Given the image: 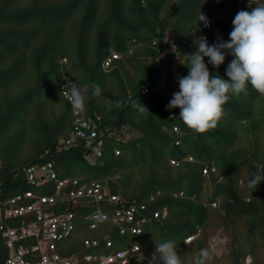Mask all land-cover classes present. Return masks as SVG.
<instances>
[{
  "label": "trees",
  "instance_id": "16d2710c",
  "mask_svg": "<svg viewBox=\"0 0 264 264\" xmlns=\"http://www.w3.org/2000/svg\"><path fill=\"white\" fill-rule=\"evenodd\" d=\"M260 3L264 0H0V133L23 127L33 112L26 127L37 137L27 143L32 151L20 165L4 163L0 198L27 190L52 194L54 183L32 188L24 175L29 165L49 161L57 180L106 185L119 200L102 205V212L133 201L145 205L131 224L138 223L139 234H120L109 218L89 230L86 216L95 208L78 210L77 233L65 241L66 255L90 253L80 249L81 240L107 237L112 247L106 253L137 244L151 249L144 263L155 264V244L173 239L184 264H193L202 248L211 254L206 264H243L247 256L251 264H264V180L254 191L247 186L251 173L264 169V93L249 85L248 95L232 97L224 105L228 115L205 133L186 127L179 108L167 107L179 91L178 78L188 74L180 60L197 51L194 41L205 35L211 45L216 30L227 42L237 12ZM112 54L117 58L104 70ZM232 59L226 54L219 68L204 61L210 74L228 80ZM66 80L102 89L84 110L99 116L103 133L101 154L90 161L82 143L63 145L72 130L71 108L60 93ZM136 98L149 112L131 107ZM117 99L120 108L113 104ZM15 132L7 149L16 145L18 154L26 142ZM67 204L64 189L51 210ZM155 212L166 215L154 218ZM219 228L218 235L227 239L223 260L210 249ZM6 256L0 245V264Z\"/></svg>",
  "mask_w": 264,
  "mask_h": 264
},
{
  "label": "built area",
  "instance_id": "2783aa9c",
  "mask_svg": "<svg viewBox=\"0 0 264 264\" xmlns=\"http://www.w3.org/2000/svg\"><path fill=\"white\" fill-rule=\"evenodd\" d=\"M206 28L208 29L209 25ZM218 34V31H213L212 43L218 42ZM116 58L115 54L107 58L102 65L104 70L109 67L111 60ZM65 82L60 87V93L71 108L72 130L63 145L65 148H70L82 143L89 151L86 160L90 161L101 154L103 133L99 126V116H87L84 110L74 109L64 95ZM145 92L146 90L143 91ZM166 95H169V91H166ZM173 130L176 131V128ZM24 175L26 184L32 188L54 183L53 193L40 195L27 190L6 199L0 198V245L7 253L1 264H146L144 261H147L151 255L149 247L133 244L114 253H106V250L112 247V242L107 237H104L103 241L90 238L81 240L80 249L91 251L90 253L64 254L63 250L67 247L65 241L73 238L77 233L75 232L77 211L88 207L95 208L86 216L87 228L95 230L99 222L94 219V214L102 205L116 204L118 197L111 194L108 187L101 183L85 184L76 179L57 180L54 166L49 161L29 165ZM64 189L69 204L61 210L54 211L55 208L51 210L62 197ZM153 197L150 196L149 201H153ZM212 207L215 208L216 203H212ZM144 210V204L133 201L121 209L106 214L111 223L120 228V234H124L127 230L132 234H139L138 223L137 227H132L131 224L136 222V217ZM165 215V212L161 214L155 212L153 217L159 218ZM195 236L186 238L184 242L189 243ZM243 264H251V258L245 257Z\"/></svg>",
  "mask_w": 264,
  "mask_h": 264
},
{
  "label": "clouds",
  "instance_id": "9594fccd",
  "mask_svg": "<svg viewBox=\"0 0 264 264\" xmlns=\"http://www.w3.org/2000/svg\"><path fill=\"white\" fill-rule=\"evenodd\" d=\"M199 21H202L205 27L209 25L203 13H200ZM232 25L227 42L218 37L217 43L209 45L207 38L201 36L194 41L197 51L184 54V62L180 60L189 71L186 76L178 78L179 91L173 93L167 107L179 108V119L197 133L215 129L228 115L224 105L234 96H247L249 85L258 93H264V3L252 7L250 11H238ZM226 54L234 57L226 69L228 80L218 73L210 74L204 61L207 57L213 68H219L225 61ZM63 90L73 108L80 111L85 110L88 100L101 95L102 92L96 83H86L78 87L70 80L65 82ZM113 104L116 108L123 106L122 101L118 99L113 101ZM131 107L139 113L149 112L137 98L131 103ZM262 180L264 169L254 171L247 181V186L254 191ZM94 219L104 222L108 216L98 209ZM155 246V264H184L181 256L177 254L178 244L175 240L169 239ZM209 259V250L202 248L194 255L193 264H206Z\"/></svg>",
  "mask_w": 264,
  "mask_h": 264
},
{
  "label": "rangeland",
  "instance_id": "374dc122",
  "mask_svg": "<svg viewBox=\"0 0 264 264\" xmlns=\"http://www.w3.org/2000/svg\"><path fill=\"white\" fill-rule=\"evenodd\" d=\"M169 38L173 39V37H171V34L169 35ZM168 53L169 54L173 53V49H170L168 51ZM62 62H65V60H63ZM172 73L175 74L174 71H172ZM27 74H29V73L27 72ZM27 74H26V76H27ZM163 80H164V77L161 78V82H163ZM25 84L26 83H23V85H25ZM48 115H49V113L46 114L47 119L50 120L51 117H49ZM27 118L28 119L26 120L23 127L20 128L19 125H14V126H11V127L7 128L5 131L0 133V170L4 168V163L20 165L30 155V151H32V150H30L28 148L27 143H29L33 140L36 141L37 137L35 136V134H31V131L28 130L26 126L29 123V121L35 119L34 113L31 112V114ZM20 129H23V131H20ZM17 130H18V132H15ZM13 132H15L18 135V137H20V139H24L23 141L26 142V144H24L22 146V148H20V152L18 154H17V150L14 151L16 145L14 146V148H11L10 150L7 149L8 148L7 146H9V141H10L9 135L12 134ZM12 144H14V143H12ZM216 232L217 233L211 238L210 249L212 250V252H214L216 257H219L223 260V259H226V254H224L223 246H224L225 242L227 241V239L222 238L218 235V233L221 232L220 228L217 229Z\"/></svg>",
  "mask_w": 264,
  "mask_h": 264
}]
</instances>
